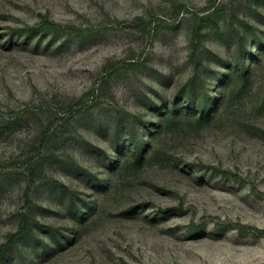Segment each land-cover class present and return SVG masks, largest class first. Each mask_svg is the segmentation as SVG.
Returning <instances> with one entry per match:
<instances>
[{"label":"rangeland","instance_id":"rangeland-1","mask_svg":"<svg viewBox=\"0 0 264 264\" xmlns=\"http://www.w3.org/2000/svg\"><path fill=\"white\" fill-rule=\"evenodd\" d=\"M0 264H264V0H0Z\"/></svg>","mask_w":264,"mask_h":264}]
</instances>
